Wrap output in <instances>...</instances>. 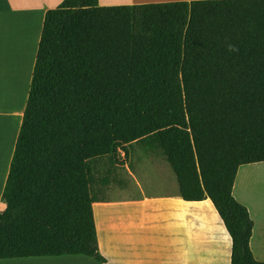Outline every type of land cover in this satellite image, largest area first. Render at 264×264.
Masks as SVG:
<instances>
[{
  "label": "trees",
  "instance_id": "16d2710c",
  "mask_svg": "<svg viewBox=\"0 0 264 264\" xmlns=\"http://www.w3.org/2000/svg\"><path fill=\"white\" fill-rule=\"evenodd\" d=\"M132 145L167 162L181 199L212 201L232 264H264L233 196L239 168L264 162V0L48 11L2 194L0 261L107 264L93 205L129 187L114 156Z\"/></svg>",
  "mask_w": 264,
  "mask_h": 264
},
{
  "label": "crops",
  "instance_id": "0c3cea01",
  "mask_svg": "<svg viewBox=\"0 0 264 264\" xmlns=\"http://www.w3.org/2000/svg\"><path fill=\"white\" fill-rule=\"evenodd\" d=\"M64 1L0 0V93L29 94L46 13ZM194 1L203 0H99V5ZM25 108L20 112L18 128ZM16 114L6 113L8 117ZM18 135L14 137L1 196ZM128 188L120 191L126 193ZM153 191L147 193L141 188L136 196L118 195L93 205L99 249L107 264H232L233 239L210 199H181L174 179L157 184ZM233 196L249 210L254 222L251 250L259 262H264V162L239 168ZM0 264L99 263L73 256L6 260Z\"/></svg>",
  "mask_w": 264,
  "mask_h": 264
},
{
  "label": "rangeland",
  "instance_id": "374dc122",
  "mask_svg": "<svg viewBox=\"0 0 264 264\" xmlns=\"http://www.w3.org/2000/svg\"><path fill=\"white\" fill-rule=\"evenodd\" d=\"M28 92L21 93L4 92L0 93V150L7 144L9 151L6 158V164L9 163L11 148L13 147L14 137L19 134L18 121L20 112L24 110ZM17 113L14 117H8L6 113ZM23 120H21L22 123ZM15 141V145H16ZM129 148V147H128ZM116 173L122 180L130 185V191L121 192V188L114 186L109 192L103 194L102 197L108 200L116 199L121 196H136L141 188L149 193L154 192L153 189L157 184L162 182L171 183L176 177L172 173L167 162L154 154H147L141 151L137 145L129 148V154L125 155L122 151L114 156ZM11 165V163H10ZM110 162L106 165L109 168ZM10 170V169H9ZM1 188V185H0ZM2 190V194H3ZM169 191V190H168ZM5 204L2 202L0 195V211H4Z\"/></svg>",
  "mask_w": 264,
  "mask_h": 264
},
{
  "label": "bare ground",
  "instance_id": "6f19581e",
  "mask_svg": "<svg viewBox=\"0 0 264 264\" xmlns=\"http://www.w3.org/2000/svg\"><path fill=\"white\" fill-rule=\"evenodd\" d=\"M119 1H128V0H119ZM8 145L6 144L1 150H0V185H2L5 173L7 172L8 164H6V158L8 154Z\"/></svg>",
  "mask_w": 264,
  "mask_h": 264
}]
</instances>
